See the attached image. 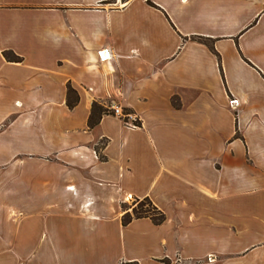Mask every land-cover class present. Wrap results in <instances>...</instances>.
Returning a JSON list of instances; mask_svg holds the SVG:
<instances>
[{
	"label": "crops",
	"instance_id": "0c3cea01",
	"mask_svg": "<svg viewBox=\"0 0 264 264\" xmlns=\"http://www.w3.org/2000/svg\"><path fill=\"white\" fill-rule=\"evenodd\" d=\"M126 263L264 264V0H0V264Z\"/></svg>",
	"mask_w": 264,
	"mask_h": 264
},
{
	"label": "trees",
	"instance_id": "16d2710c",
	"mask_svg": "<svg viewBox=\"0 0 264 264\" xmlns=\"http://www.w3.org/2000/svg\"><path fill=\"white\" fill-rule=\"evenodd\" d=\"M150 5L152 3L149 2ZM198 41L207 45L208 47L213 50L212 45L210 42L203 38H198ZM4 58L9 62H21V58L16 56L11 51H5L3 53ZM79 102V96L77 95L76 91H74L70 86H68L67 91V106L70 109L75 108V106ZM175 107H179V104L174 102L173 103ZM125 114H130L129 111L124 110ZM104 115H114L113 111L109 110V108L104 107L103 105L94 102L92 105V112L88 120V128L94 129L99 122L101 121L102 117ZM126 122L127 120H123ZM134 124L138 126H141V123L137 120L134 122ZM105 144L102 146L97 147V153L99 155V158L101 160H104V156L102 155V150L104 149ZM123 209V216L121 218V223L124 227H127L129 224H131L134 220L148 218L150 219L154 225L159 226L163 224L166 220V216L163 212H161L154 204L153 202L148 198L144 199H134L133 205L131 207H127V204L122 205ZM165 263H169L167 260L164 261ZM126 264H137V263H126Z\"/></svg>",
	"mask_w": 264,
	"mask_h": 264
},
{
	"label": "built area",
	"instance_id": "2783aa9c",
	"mask_svg": "<svg viewBox=\"0 0 264 264\" xmlns=\"http://www.w3.org/2000/svg\"><path fill=\"white\" fill-rule=\"evenodd\" d=\"M99 58H100L101 61L104 62V61H106L107 59L110 58V55H109V53L106 52V51H104V52H100V53H99ZM229 104H230L231 106H237V105H238V101H237V100H231V101L229 102ZM113 114H114L115 116L120 117V118L123 119V120H127L125 123L131 124L132 127H137V125L134 124V120H132L133 117H132L131 115H129V114H125L120 108L115 107L114 110H113ZM131 120H132V121H131Z\"/></svg>",
	"mask_w": 264,
	"mask_h": 264
},
{
	"label": "rangeland",
	"instance_id": "374dc122",
	"mask_svg": "<svg viewBox=\"0 0 264 264\" xmlns=\"http://www.w3.org/2000/svg\"><path fill=\"white\" fill-rule=\"evenodd\" d=\"M133 202H134V200H129L128 202H127V207H131L132 205H133Z\"/></svg>",
	"mask_w": 264,
	"mask_h": 264
}]
</instances>
